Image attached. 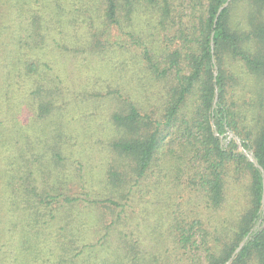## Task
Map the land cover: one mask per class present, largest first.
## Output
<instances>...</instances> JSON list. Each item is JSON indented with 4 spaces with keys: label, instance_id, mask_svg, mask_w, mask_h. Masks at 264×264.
I'll use <instances>...</instances> for the list:
<instances>
[{
    "label": "trees",
    "instance_id": "obj_1",
    "mask_svg": "<svg viewBox=\"0 0 264 264\" xmlns=\"http://www.w3.org/2000/svg\"><path fill=\"white\" fill-rule=\"evenodd\" d=\"M227 1L22 0L18 70L53 117V183L31 214L55 227L52 264H264V0ZM90 58L129 75L102 185L72 191L65 66ZM153 167L189 197L147 223L127 210Z\"/></svg>",
    "mask_w": 264,
    "mask_h": 264
},
{
    "label": "rangeland",
    "instance_id": "obj_2",
    "mask_svg": "<svg viewBox=\"0 0 264 264\" xmlns=\"http://www.w3.org/2000/svg\"><path fill=\"white\" fill-rule=\"evenodd\" d=\"M16 1L0 0V264H52L56 258L51 251L55 227L52 223L34 225L31 214L35 206L43 211L42 205L35 204L33 191L42 193L53 183V117L37 116L30 80L24 81V73L20 75L18 70V58L25 52L18 44L19 38H24V4ZM91 59L71 60L65 66L67 80L70 73L72 83L75 79V100H79L63 113L65 133L73 135V140L67 143L68 150L61 152L60 168L75 175L72 191L102 185L106 145L114 129L111 115L123 107L120 95L129 75L125 68L115 72L102 66L99 59ZM242 88L241 84V94ZM159 163L163 167L161 160ZM157 168L153 167L151 179L134 189L132 207L127 210V215L143 216L147 223L161 217L167 221V211L176 208L182 196L189 197L168 179L157 184L161 178Z\"/></svg>",
    "mask_w": 264,
    "mask_h": 264
},
{
    "label": "water",
    "instance_id": "obj_3",
    "mask_svg": "<svg viewBox=\"0 0 264 264\" xmlns=\"http://www.w3.org/2000/svg\"><path fill=\"white\" fill-rule=\"evenodd\" d=\"M228 1H229V0H228ZM228 1L223 5V7L227 5ZM223 7H221V8L218 10L217 16H218V14L220 13V10H221ZM217 16H216V18H217ZM216 18H215V21H216ZM229 135H230V136H233L232 133H230ZM246 154L249 156V159H250L251 161L254 162L253 157H252L249 153H247V152H246ZM254 163H255V162H254ZM263 186H264V185H263ZM239 248H240V246L236 249V251H237Z\"/></svg>",
    "mask_w": 264,
    "mask_h": 264
}]
</instances>
